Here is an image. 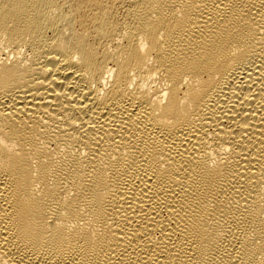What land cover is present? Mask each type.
<instances>
[{"label": "bare ground", "instance_id": "6f19581e", "mask_svg": "<svg viewBox=\"0 0 264 264\" xmlns=\"http://www.w3.org/2000/svg\"><path fill=\"white\" fill-rule=\"evenodd\" d=\"M0 264H264V0H0Z\"/></svg>", "mask_w": 264, "mask_h": 264}]
</instances>
